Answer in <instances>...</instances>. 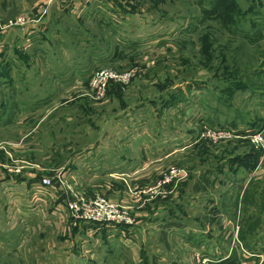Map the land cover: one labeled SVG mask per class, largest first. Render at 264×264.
I'll return each instance as SVG.
<instances>
[{
    "label": "rangeland",
    "instance_id": "rangeland-1",
    "mask_svg": "<svg viewBox=\"0 0 264 264\" xmlns=\"http://www.w3.org/2000/svg\"><path fill=\"white\" fill-rule=\"evenodd\" d=\"M234 1L225 23L201 10L214 0H100L35 35L28 21L0 31L10 30L0 42V174H12L18 193L72 168L95 184L126 178L137 204H189L174 215L179 225L157 227L149 255L134 257L115 230L93 223L21 234L0 183V264H81L82 255L86 264H264V156L255 142L264 135V18L257 1ZM14 6L11 18L22 17ZM224 127L236 134L201 137ZM97 141L105 153L89 157ZM133 167L144 181L138 191L121 174ZM188 185L202 193L196 203L182 191ZM184 212L191 217L182 221ZM222 217L237 219L229 238L249 256L215 257L217 230L232 229H217Z\"/></svg>",
    "mask_w": 264,
    "mask_h": 264
},
{
    "label": "crops",
    "instance_id": "crops-1",
    "mask_svg": "<svg viewBox=\"0 0 264 264\" xmlns=\"http://www.w3.org/2000/svg\"><path fill=\"white\" fill-rule=\"evenodd\" d=\"M12 1H14V4L17 8V12H23V16L27 19L28 21V33H33L34 35L36 34L35 30H40V28H51L52 24L58 17L63 15L66 12H74V9L77 8L79 5L84 4L88 6L89 1H96L97 0H0V22L9 20L12 16H15V12H10L9 13V8L11 7ZM257 1L259 4V9H260V18H264V0H253ZM86 12H92L91 9H86ZM87 16V14H86ZM264 24V21L262 22ZM14 32H18L13 29ZM41 31V30H40ZM8 32H4L5 34H8ZM2 33L0 34V42L1 39L5 36V34ZM19 40L21 39L20 32H18ZM23 36V33H22ZM8 40L4 42L5 47H9L10 43ZM97 146L98 149L93 150L92 152L89 153V157L91 155H94L95 157L97 155V151L100 153H105L103 144L101 141H97L94 143L93 146H91L87 151H90L91 149H95ZM84 151L83 153H85ZM82 153V154H83ZM263 159V158H262ZM72 172H70V170ZM65 171V172H64ZM62 174L65 176L67 179L68 184H70V187L74 190H83L85 193H88V195H94V194H106L108 198H110L114 202H128L131 200L133 201L134 204H124L132 207V212H134L135 218H136V223L132 227H127L123 225H102L99 226L101 228V231L105 228H112L110 231L115 230V234L117 235V239L119 238L120 245H123L122 249L125 247L129 248L132 254L135 257V253L141 250H144L146 253L145 255H149L148 251H150V243L152 241H156L157 237L155 238V235H157L159 230L157 227H164L166 222L170 220V224H178L176 218L174 215H176V212L178 209H182L183 207L189 205V204H174L173 206H170L171 204H137V200H134V198L138 197H132L127 192V189L129 186L126 184V178L121 177L120 182L119 181H105V182H100L98 184H95L93 181L94 179L92 177H89L87 182L83 179L80 180L78 179L76 172H73L72 168H68L66 170L61 171ZM137 173L136 168L133 167L129 169L127 172L121 173L125 174V176H130V179L132 180L130 185H135L134 188L138 191V188H141L144 181L138 180L137 177L133 176V174ZM94 173H92L93 175ZM108 174V173H106ZM110 175H113V173H109ZM115 177V175L113 176ZM0 180L1 188L4 190V198L2 200V204H13L15 207L17 206L18 209V216L20 220H17L15 222H11L12 227L19 228L21 225V234L24 230H27L30 226H37L39 230L41 229H50L52 231H55L57 227H59L61 224L62 226L65 225L63 230H69V229H76L77 225L72 224L69 219H67V200L68 197L70 196V191L67 192V195L65 194L64 190L62 188L55 187V186H42L41 184H38V181H32L31 184L25 183V185L21 184L24 189L22 190L21 194L18 193L17 188L15 187L16 185H12L13 183L9 184V179H12V174L10 176H5L3 174H0ZM115 179H117L115 177ZM14 181V180H13ZM38 182V183H36ZM21 185H17L18 187H21ZM190 189V190H189ZM25 191V195L23 192ZM182 191L187 192L189 191L186 195H190L187 197V201L191 203H196L199 201L202 197V193H200L199 189L197 187L191 188L189 185L186 188H182ZM13 193H16L18 196L17 197H11ZM179 193V192H178ZM11 194V195H10ZM193 195V196H192ZM216 203H218L216 201ZM1 204V203H0ZM168 208V211H167ZM48 216V217H47ZM191 217L189 215H186L184 212L182 215V221L185 220L186 217ZM236 218H219L217 219L216 226L217 229L224 225L225 228H227L229 225L232 224V229L227 230L226 233L222 234L220 230H217L218 234L216 233V242H218L216 247L215 252L218 258L222 259H228L230 256L229 254L232 253L231 255H236L237 257H240V254L249 256V251H246V249L243 247V244L238 241L234 242L233 238H229L230 236V231H233V223L236 222ZM235 221V222H233ZM181 223H186V222H181ZM151 224H155L154 226H151ZM209 231L212 235V230L213 227L211 226V223L208 224ZM47 226H49L47 228ZM90 227V226H89ZM89 227L85 228H79L82 231H85L87 235L90 233L94 234L91 229L90 231L88 230ZM154 227V230L153 228ZM156 229V230H155ZM95 230V229H94ZM186 230V229H185ZM110 231L105 230L104 233L108 234ZM155 231V232H154ZM19 234V233H18ZM183 235H185V232H182ZM85 235V234H84ZM224 236V238H223ZM154 237V238H152ZM164 237H162L163 239ZM159 240H161V237H159ZM198 241H202L198 238L194 239ZM118 241V240H117ZM197 242H195L196 244ZM85 245V243L83 242ZM183 247L187 248L189 247L186 242H183ZM58 248V242H52V247H51V253L55 251V249ZM241 249V250H239ZM171 250V249H168ZM153 256L157 251L151 250ZM201 251H203L201 249ZM245 252V253H243ZM86 253H89L87 250ZM139 261V260H138ZM80 263L81 264H86V259L83 258V255L80 256Z\"/></svg>",
    "mask_w": 264,
    "mask_h": 264
},
{
    "label": "built area",
    "instance_id": "built-area-1",
    "mask_svg": "<svg viewBox=\"0 0 264 264\" xmlns=\"http://www.w3.org/2000/svg\"><path fill=\"white\" fill-rule=\"evenodd\" d=\"M27 19L24 16L14 17L6 23L0 22V31L10 29L19 25H23ZM236 133L228 128L210 129L204 132L201 137L211 138L213 141L231 139ZM241 136L240 134H237ZM261 154L264 156V135L257 133L255 136ZM182 171V170H181ZM179 170V173H181ZM185 174V172H183ZM54 181L52 177L43 175L38 179L39 184L50 187H60L65 194L70 191V196L67 200V218L72 224L93 223L94 225H123L132 227L136 223L135 217L132 215V207L112 201L102 194L85 195L79 190H74L70 184L62 178V172L57 174ZM67 185V188L65 187ZM205 260L201 261L204 264Z\"/></svg>",
    "mask_w": 264,
    "mask_h": 264
},
{
    "label": "trees",
    "instance_id": "trees-1",
    "mask_svg": "<svg viewBox=\"0 0 264 264\" xmlns=\"http://www.w3.org/2000/svg\"><path fill=\"white\" fill-rule=\"evenodd\" d=\"M203 0H196V4L202 5ZM213 6H211L210 10H205L202 6V11L208 16H214V18H217L221 20L222 22H226L228 20L227 12L228 10H234L235 9V1L234 0H214Z\"/></svg>",
    "mask_w": 264,
    "mask_h": 264
}]
</instances>
